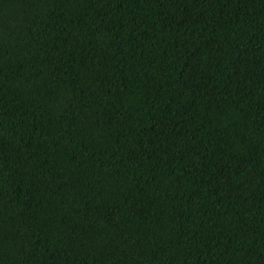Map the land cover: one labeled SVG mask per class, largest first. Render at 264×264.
<instances>
[{"label": "trees", "instance_id": "obj_1", "mask_svg": "<svg viewBox=\"0 0 264 264\" xmlns=\"http://www.w3.org/2000/svg\"><path fill=\"white\" fill-rule=\"evenodd\" d=\"M0 264H264V0H0Z\"/></svg>", "mask_w": 264, "mask_h": 264}]
</instances>
